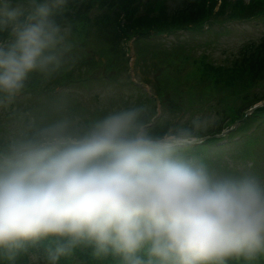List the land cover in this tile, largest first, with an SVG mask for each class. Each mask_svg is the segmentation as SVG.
Masks as SVG:
<instances>
[{"label":"clouds","instance_id":"clouds-1","mask_svg":"<svg viewBox=\"0 0 264 264\" xmlns=\"http://www.w3.org/2000/svg\"><path fill=\"white\" fill-rule=\"evenodd\" d=\"M70 3L0 0V264H264V173L195 150L209 117L160 124L111 92L20 105L70 67Z\"/></svg>","mask_w":264,"mask_h":264},{"label":"trees","instance_id":"trees-1","mask_svg":"<svg viewBox=\"0 0 264 264\" xmlns=\"http://www.w3.org/2000/svg\"><path fill=\"white\" fill-rule=\"evenodd\" d=\"M216 3L217 0H182V4L174 12H169L166 0H72L63 15L66 23L73 30L75 47L83 43L95 42L96 46L93 47L100 49L101 56L123 58L124 41L136 37L139 55H145L144 68L150 64L154 65L157 60L158 64L165 66L175 56H187L188 60L193 62L189 64L195 67L197 82L210 80L213 85L234 92L245 89L244 94L240 96L245 102L244 107L239 105L227 107L233 111L236 118H242L246 109L264 97L251 92L259 83L264 84V35L259 39L243 42L238 53L227 64L216 63L207 59L206 55H190L188 52L191 49L186 48L183 43L177 49L171 50H162L157 48L159 43H151L154 37L162 33L170 35L189 28L200 31L206 24L210 25V28L214 27L216 23H220L217 21H248L258 17L264 18V0L249 2L223 0L218 10H215ZM85 63L89 64L87 59ZM64 74H68L67 71L61 76ZM57 82L58 77L48 81L45 87ZM162 84L166 86V83ZM38 85H41L40 81H37L33 87ZM163 91L165 92V89ZM262 115H264V107L255 110L245 121H252ZM221 130L218 128L209 133H219ZM35 252L42 253L43 249H35ZM25 264H34V262L26 261ZM62 264H95V262L90 259L86 251H80Z\"/></svg>","mask_w":264,"mask_h":264},{"label":"rangeland","instance_id":"rangeland-1","mask_svg":"<svg viewBox=\"0 0 264 264\" xmlns=\"http://www.w3.org/2000/svg\"><path fill=\"white\" fill-rule=\"evenodd\" d=\"M178 0H170L169 4L175 6ZM221 22V21H217ZM192 34V33H191ZM264 34V20H253L250 22L242 21H227L222 24H216L211 29H207L202 33L192 34L193 36L180 35L178 38L168 37L163 42L168 47H172L179 43H186V48L192 49L195 55H206L207 59L217 63H227L230 58L238 51L240 45L251 39L260 38ZM181 38V41L178 39ZM191 43V44H190ZM131 42L129 43V45ZM87 46H96L95 42L87 44ZM193 46V48H191ZM75 45H73V48ZM93 59L100 58L99 55H92ZM101 59V58H100ZM174 64L165 71V74L160 78L161 83L158 84L157 76L154 74L153 65L150 64L144 68L142 65L140 69L136 67L133 61H126L123 58H109L111 66L109 67L113 73L106 75L108 69L97 70H85L89 66H83L85 69L81 71L80 62H70V66L75 68L74 75L76 78L82 76L87 80L82 82L69 83L62 88L54 91L50 89L49 92L43 91L42 87H33L30 92L19 102L21 106H40L46 100L50 99L53 95L60 94L68 97L73 107L79 108L82 106H91L98 102L99 96L105 92H111L115 95V99L121 103H139L150 105L151 102L146 100V90L152 93L158 87L161 91L165 89V92H161L162 98L164 96L165 109H162V116H167V120H161L163 124L169 121L184 120L187 122L192 116L201 114L211 119L212 123L210 128L225 125L230 118H222L218 112V108L227 111L228 105L231 106H243L245 102L240 99L241 94L246 91L245 89H239L241 92H234L224 87H217L213 83L202 89H198L201 84L196 81L195 67L193 65H187L184 58L180 55L171 58ZM146 61V60H145ZM148 62L151 63L150 60ZM202 66V65H201ZM129 72L133 77H137L143 84L144 78H147L150 82H147L150 88L143 86L141 89L132 86L129 82ZM166 76V78H165ZM146 84V83H145ZM158 84V85H157ZM160 85V86H159ZM157 88V89H158ZM263 92L264 89L259 87ZM152 90V91H151ZM167 90V91H166ZM169 93V95L167 94ZM217 101L220 103L217 104ZM161 113V114H162ZM214 123L216 125H214ZM255 128V126H253ZM246 131H239L242 134H251L254 131L248 126H245ZM259 130V129H258ZM234 132V131H233ZM240 134V135H242ZM239 134H234L231 138L233 140L238 139L236 137ZM254 139H264V131L260 135H257ZM241 142V141H240ZM260 143V142H258ZM264 144V140L262 141ZM213 144V143H212ZM246 142L239 144H230L223 147H215L210 145L202 153L208 158L216 159L218 156L223 157V160L227 161L226 164L220 165L224 168L237 169H252L253 164H245L244 162H235V159H231V150L236 148H243ZM254 154L256 161L261 166L260 173H264V145L254 147ZM211 162L216 165L215 160ZM258 167V166H256ZM259 168V167H258Z\"/></svg>","mask_w":264,"mask_h":264}]
</instances>
